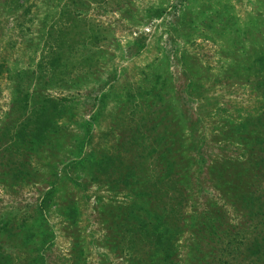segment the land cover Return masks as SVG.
I'll return each mask as SVG.
<instances>
[{"label": "rangeland", "instance_id": "rangeland-1", "mask_svg": "<svg viewBox=\"0 0 264 264\" xmlns=\"http://www.w3.org/2000/svg\"><path fill=\"white\" fill-rule=\"evenodd\" d=\"M86 3L68 7L77 17L88 13L84 21L80 17L67 23L55 15L60 13L58 0H0V141L15 107L16 88L21 107L27 93L71 102L67 120L60 121L66 127L59 134L62 146L52 154H26L30 164L14 184L9 179L4 183L0 168V233L9 235L2 222H27L35 232L24 248L39 253L46 264H127L129 250L119 249L102 217L108 202L125 197L93 178L99 172L87 158L93 152L102 157L124 151L141 135L132 129L146 106L137 97L128 103L129 91L141 88L154 92L156 103L147 102L155 105L154 111L180 118L187 144L203 133L210 157L221 145L229 146L233 156L243 153L246 146L236 134L221 138L218 132L248 119L264 124V88L247 81L249 66L242 64L246 51L264 39V0H95L89 8ZM157 9L163 14L153 17ZM92 25L98 38L91 35ZM62 33L64 52L72 53L61 73L53 62L62 51ZM75 161L81 163L77 168L71 166ZM158 170L150 159L145 172L154 179ZM52 187L56 193L43 218L38 210ZM203 194L215 198L211 204L220 197L217 190ZM218 203L235 227L237 245L248 243L255 230L246 225L247 209ZM3 215L9 219L2 221ZM260 221L258 232L263 234L264 212ZM45 229L54 239L40 248ZM179 244L186 260L177 263L188 264L200 247L193 228L186 229ZM240 253L230 247L223 259L237 264L245 258Z\"/></svg>", "mask_w": 264, "mask_h": 264}, {"label": "trees", "instance_id": "trees-1", "mask_svg": "<svg viewBox=\"0 0 264 264\" xmlns=\"http://www.w3.org/2000/svg\"><path fill=\"white\" fill-rule=\"evenodd\" d=\"M79 2L82 0H58L60 13L56 12L55 15L59 14L60 20L67 23L80 17L84 21L83 18L88 13L77 17L68 9ZM94 2L95 0H87L88 8ZM162 14V9H157L153 17H160ZM91 35L99 37V33L94 32V25L91 27ZM61 36L59 49L62 51L55 56L53 66L62 73L67 67V61L71 59L69 55L72 52H64L66 33ZM259 43L258 48L251 46L246 51L247 55L242 64L249 66L247 81L262 89L264 39ZM50 77L51 80L55 78ZM11 82L13 81L9 80V83ZM60 83L66 81L60 80ZM16 93L15 107L8 113L5 122V138L0 141V168L5 174L4 183L9 179L12 184L20 180L23 169L30 164L31 157L26 154H52L58 146H62L59 134L66 127L60 121L67 120V105L71 103L66 98L56 100L49 95L36 98L27 93L26 105L21 107L17 88ZM135 94L137 96H134ZM136 97L140 104L146 106L141 110L142 118L135 123V129H132L133 133L136 130L141 135L133 138L129 143L131 146L124 151L105 154L102 157L93 152L87 158L91 160L94 172H99L95 173L99 174V177L93 175V178L107 186L115 196L125 197L121 202H108L102 217L119 249L125 247L129 250L127 264H178L177 262L186 260L178 249L182 247L179 241L187 228H193L200 244L198 251H194L193 257L187 260L188 264H228L223 258L230 247L236 251L241 249L240 255L245 256L238 259L237 264H264V233L258 232L259 225L262 224L261 221L258 223V218L264 212L262 121L259 120L258 125V118L257 123L248 119L231 127L228 124L227 127L220 128L218 135L221 138L236 134L237 140L246 148L243 153L233 156L229 154V146L221 145L218 147L219 153L216 156L211 154L210 157V148L208 149L203 133H199L196 138L193 136L187 144L188 137L180 118H170L172 113L153 110L155 105L147 102L152 100L156 103L154 92L142 88L131 89L128 93V103H133ZM104 98L107 96L101 101ZM28 99L32 100L31 105ZM131 122L134 125V120ZM150 159L157 162L159 167L154 179L150 173L145 172ZM80 164L75 161L71 166L77 168ZM52 167L50 163L47 164L48 169L52 170ZM71 180L77 187L82 186L78 179ZM205 190L218 191L220 197L217 203L211 204L215 198L204 195ZM55 193L52 187L46 194L38 210L39 216L45 218L48 202ZM202 197L204 202L198 204ZM218 202L233 203L247 209L249 220L246 225L248 229L255 230L248 243L237 245L235 227L231 226L224 207ZM73 210L75 214L76 210ZM7 216L3 215L2 221L9 219ZM250 221H253L252 225L249 224ZM2 223L3 232H9V235L3 237L0 233V264H46L39 253L33 254L24 248V244L27 245L35 232L32 227L27 226V222H20L16 218L13 222ZM14 229L18 230L17 235L10 233ZM41 233L40 248L54 239L50 229Z\"/></svg>", "mask_w": 264, "mask_h": 264}]
</instances>
